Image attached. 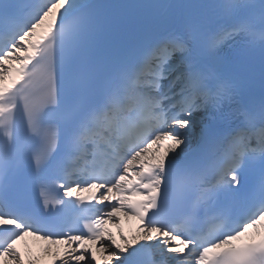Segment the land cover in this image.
Masks as SVG:
<instances>
[{"label": "snow or ice", "instance_id": "snow-or-ice-1", "mask_svg": "<svg viewBox=\"0 0 264 264\" xmlns=\"http://www.w3.org/2000/svg\"><path fill=\"white\" fill-rule=\"evenodd\" d=\"M0 264H264V0H0Z\"/></svg>", "mask_w": 264, "mask_h": 264}, {"label": "bare ground", "instance_id": "bare-ground-1", "mask_svg": "<svg viewBox=\"0 0 264 264\" xmlns=\"http://www.w3.org/2000/svg\"><path fill=\"white\" fill-rule=\"evenodd\" d=\"M124 223H127V225L129 226V229H130L132 223L128 222V220H124L122 226H124ZM28 243H31L30 239H29ZM23 246L24 245L22 244L21 247L23 248ZM35 251L39 252V249H35Z\"/></svg>", "mask_w": 264, "mask_h": 264}]
</instances>
